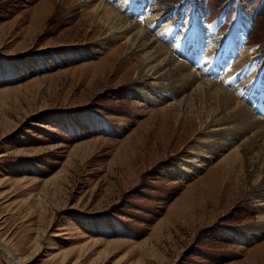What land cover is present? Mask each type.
Instances as JSON below:
<instances>
[{
    "label": "rangeland",
    "instance_id": "374dc122",
    "mask_svg": "<svg viewBox=\"0 0 264 264\" xmlns=\"http://www.w3.org/2000/svg\"><path fill=\"white\" fill-rule=\"evenodd\" d=\"M120 1L109 3L186 64L191 26L236 57L245 28L251 63L264 59V0H141L139 18ZM78 2L53 16L43 0H0V264H264V235L237 240L259 222L243 175L222 197L225 154L185 174L208 128L138 99L154 86L141 56L117 53L124 40L101 49L105 30L80 23Z\"/></svg>",
    "mask_w": 264,
    "mask_h": 264
},
{
    "label": "bare ground",
    "instance_id": "6f19581e",
    "mask_svg": "<svg viewBox=\"0 0 264 264\" xmlns=\"http://www.w3.org/2000/svg\"><path fill=\"white\" fill-rule=\"evenodd\" d=\"M78 1V8L81 9L80 13H82L80 23L88 25V22L92 20L93 27L99 26L105 30L107 35L105 42L98 43L101 49H103L104 44L116 39L124 40L123 45L116 47L117 53L126 47L128 57L141 56L142 65L147 68L148 77L154 79V86L146 87L140 94L135 92L136 88L133 86L132 90L137 94L138 99L147 104L149 102L156 105L170 103V105L181 107L180 109L186 113L185 119L194 118L198 120L199 128L207 127L209 129L204 133L199 148L193 151L196 164L192 163L193 169H190L192 167L188 168V173L185 174L194 173L216 155L225 154L222 162L228 165L230 174L226 177L227 179L225 178L222 197H226L229 192L235 189L236 181H239L241 174L243 175L245 182L248 183L246 189H249L250 198H258L257 214H259V218L257 220L259 222L247 230H242L237 236V240L245 239V242H250L264 235V122L262 120V118L264 119V59L259 58L251 63V55L255 50L243 48L245 44L243 37L246 35L245 28L242 29V34L238 33L240 35H237L241 49L236 57L234 51L229 50L231 44L229 41L222 42V46L221 44L217 46L216 43L219 44L220 42L218 41L219 38H211L213 30L210 34L201 31L198 33L197 28L191 26L186 34L187 42L184 48L185 55L188 56L186 57L188 64H186L176 58L173 52L167 49V46L165 48L157 45V37L152 38L149 33L144 32L145 30H141L137 23L129 21L127 13H123V11L117 13L109 0ZM140 1H132V8L129 9V12H135L134 16L136 14L137 17L140 14L137 9L143 5ZM68 3L71 4V0H59L58 3L56 0H43L45 10L48 9L53 16L57 13H63L65 5ZM114 5L117 8H123V3L120 0ZM141 11L145 13L143 10ZM68 14V18L75 17V13L72 11ZM122 14H125V17L121 16ZM154 17L147 23L153 25L158 18L154 19ZM52 19L49 20L52 21ZM243 19L241 16L238 23L244 24ZM200 45L205 47V53L211 52L212 56L215 55L217 60L215 65L219 67L217 74L220 83L210 81L213 80L209 76L208 69L210 68L207 67L205 60L198 57L202 49ZM207 48H212V50ZM97 51L96 48L87 49L86 54H94ZM199 61L201 62L198 63ZM221 83L226 84L229 88L222 86ZM230 89L233 92L229 91ZM234 95L238 97L236 98ZM171 98H175L176 101L167 102ZM241 98H244L245 104L252 105L251 109L256 110L257 115L241 101ZM172 111L168 118L164 116L163 122L168 127L172 121V115L175 116L171 114ZM191 127L193 126L190 125L187 132L191 131ZM235 170L239 174L232 175L231 173ZM238 193L236 194L239 195ZM22 263L23 261L18 260L14 264Z\"/></svg>",
    "mask_w": 264,
    "mask_h": 264
}]
</instances>
